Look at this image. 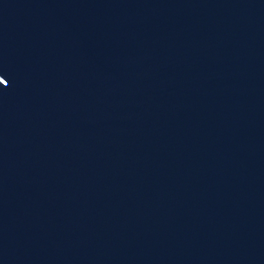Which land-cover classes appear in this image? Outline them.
Wrapping results in <instances>:
<instances>
[{
    "label": "water",
    "instance_id": "water-1",
    "mask_svg": "<svg viewBox=\"0 0 264 264\" xmlns=\"http://www.w3.org/2000/svg\"><path fill=\"white\" fill-rule=\"evenodd\" d=\"M0 83L104 264H264V0H0Z\"/></svg>",
    "mask_w": 264,
    "mask_h": 264
}]
</instances>
